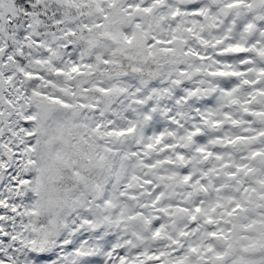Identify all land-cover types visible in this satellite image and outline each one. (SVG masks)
<instances>
[{
    "label": "snow or ice",
    "instance_id": "6c2138e0",
    "mask_svg": "<svg viewBox=\"0 0 264 264\" xmlns=\"http://www.w3.org/2000/svg\"><path fill=\"white\" fill-rule=\"evenodd\" d=\"M0 264H264V0H0Z\"/></svg>",
    "mask_w": 264,
    "mask_h": 264
}]
</instances>
